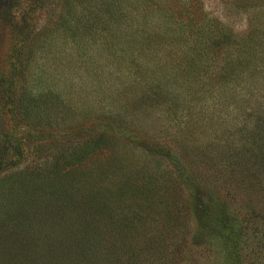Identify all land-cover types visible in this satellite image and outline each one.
Returning a JSON list of instances; mask_svg holds the SVG:
<instances>
[{
  "label": "rangeland",
  "instance_id": "374dc122",
  "mask_svg": "<svg viewBox=\"0 0 264 264\" xmlns=\"http://www.w3.org/2000/svg\"><path fill=\"white\" fill-rule=\"evenodd\" d=\"M248 38L264 0H0V264H264Z\"/></svg>",
  "mask_w": 264,
  "mask_h": 264
},
{
  "label": "trees",
  "instance_id": "16d2710c",
  "mask_svg": "<svg viewBox=\"0 0 264 264\" xmlns=\"http://www.w3.org/2000/svg\"><path fill=\"white\" fill-rule=\"evenodd\" d=\"M253 44V45H252ZM235 56L232 60L226 59L221 68V75L227 80L235 84L237 87L245 89L247 95L252 96L253 84L264 85V48L258 40L248 38L241 43L236 44ZM264 94V93H263ZM250 102L258 104V100L254 101L253 97ZM264 122V120H263Z\"/></svg>",
  "mask_w": 264,
  "mask_h": 264
}]
</instances>
